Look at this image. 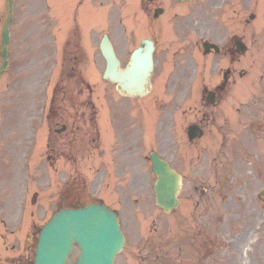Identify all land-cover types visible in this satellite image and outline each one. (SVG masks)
Segmentation results:
<instances>
[{
    "label": "rangeland",
    "instance_id": "obj_1",
    "mask_svg": "<svg viewBox=\"0 0 264 264\" xmlns=\"http://www.w3.org/2000/svg\"><path fill=\"white\" fill-rule=\"evenodd\" d=\"M161 1L165 14L150 22L138 16L137 0L119 4L117 20L109 30L121 65L142 38L154 36L156 66L149 95L135 102L121 101L113 85L102 83L105 92L120 100L115 113L108 112L104 135L100 131L97 146L106 151L103 162L108 173L103 179L88 142L96 141V136L82 129L98 127L97 108L96 122L90 120L89 110L85 115L73 113L80 116L78 128L58 137L61 145L71 140V149L63 150L53 164V128L62 125L65 112L42 109L44 103L62 95L63 83L58 80L69 66L58 62L55 71L48 59L54 53L58 57L66 30H60L55 16L58 41L47 47L49 1L26 0L17 8L13 27L23 32L16 41L33 28L37 37L14 41V63L0 77V264H16V259L33 256L38 230L56 210L68 176L79 179L75 195L79 202L85 205L102 199L118 211L126 241L114 264H264V0H197L185 9ZM195 7L198 20L195 13L194 19H179ZM251 13L254 19L244 24ZM172 17L180 20L177 27ZM232 33L247 45L244 55L226 53L225 47L220 55H203L197 44L190 52L192 60L170 61L172 51H185L188 42L208 38L222 43ZM98 37L99 33L89 47L101 71L104 62L97 49ZM226 68L231 74L219 92L222 102L208 108L201 91L221 84ZM76 94L71 96L78 104L87 97ZM92 97L98 103V87ZM161 104H168L163 115ZM52 106L58 108L59 102ZM202 119L206 135L197 144L187 145V123ZM171 134L179 136L172 150L175 156L167 147ZM113 143L124 148L127 143L131 150L119 153L114 161L109 153ZM151 148L167 159L172 156L182 174L181 203L170 215H163L154 202V176L147 158ZM71 157L77 159L76 165ZM76 255L75 248L70 264Z\"/></svg>",
    "mask_w": 264,
    "mask_h": 264
},
{
    "label": "water",
    "instance_id": "obj_2",
    "mask_svg": "<svg viewBox=\"0 0 264 264\" xmlns=\"http://www.w3.org/2000/svg\"><path fill=\"white\" fill-rule=\"evenodd\" d=\"M7 40L5 32L4 42ZM136 50L131 58L130 66L115 72L117 61L112 49L106 41L101 45L109 60V76L122 82L121 87L130 89L134 84L138 90L139 82L146 83V76L151 70L150 42ZM133 89V90H134ZM132 91V90H131ZM153 171L158 175L154 183L157 203L163 210L169 211L177 205L175 193L178 187V176L167 164L152 155ZM76 243L80 248V256L75 264H111L113 255L121 247L114 214L101 205L88 206L78 210H60L40 231L35 264H65L71 246Z\"/></svg>",
    "mask_w": 264,
    "mask_h": 264
}]
</instances>
